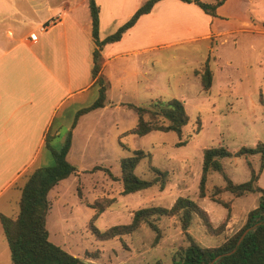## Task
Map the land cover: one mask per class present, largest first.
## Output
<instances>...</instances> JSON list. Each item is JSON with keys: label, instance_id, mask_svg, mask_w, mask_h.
I'll return each mask as SVG.
<instances>
[{"label": "rangeland", "instance_id": "1", "mask_svg": "<svg viewBox=\"0 0 264 264\" xmlns=\"http://www.w3.org/2000/svg\"><path fill=\"white\" fill-rule=\"evenodd\" d=\"M109 1L97 0L102 7L104 37L123 25L130 18L126 14H133L146 0L141 3L119 0L117 7ZM122 2L126 3L124 9ZM134 4L137 8L131 13ZM191 6L193 8L188 9L192 15L188 19L195 26L187 24L172 29L170 25H158L156 36L145 44L141 45L137 39L126 41L123 47L128 44L124 49L127 51L143 48L141 46L156 47L146 53L128 54L106 68L110 76L105 103L108 107L90 113L89 118L82 121L75 137L76 146L68 155V160L79 169L50 192L49 238L85 262L174 264V255L189 244L178 215L154 217L159 233L143 223L132 234L100 239L93 228L105 230L127 224L137 209L170 208L180 196L195 200L217 228L226 219L228 210L214 201L212 194L216 186L225 185V180L222 173L211 172L206 195L200 196L204 150L225 147L235 154L244 146L264 144V0H226L215 15L206 14L194 4ZM207 62L213 78L212 86L206 90L202 73ZM98 87L85 93L74 105L67 106L65 118L70 119L73 111L77 113L78 109L93 104L99 96ZM158 98L183 101L190 121L181 136L159 130L143 136L132 132L138 121L134 106L148 105ZM110 99L113 104L109 103ZM63 119V116L58 117L54 127L64 124ZM60 133V137L49 140L51 147L58 150L67 133L65 125ZM138 149L148 156L139 163L136 174L151 179L157 175L153 167L165 171V189L152 186L123 194L121 161ZM54 162L51 149H44L34 167L52 166ZM262 162L260 154L222 159L224 172L235 183L249 181L254 173L259 177L255 184L264 188ZM259 196V193H248L235 197L223 192L219 198L229 201L232 207L224 229L210 234L201 218L195 215L189 233L203 246L222 244L244 226ZM19 198L20 191L16 187L0 195V216H16ZM101 206L105 210L93 219ZM0 264H12L1 223Z\"/></svg>", "mask_w": 264, "mask_h": 264}, {"label": "crops", "instance_id": "2", "mask_svg": "<svg viewBox=\"0 0 264 264\" xmlns=\"http://www.w3.org/2000/svg\"><path fill=\"white\" fill-rule=\"evenodd\" d=\"M118 2L111 0L110 4L117 7ZM97 4L100 6L99 35L104 39L102 7ZM135 5L131 13L136 10ZM191 5L182 0H161L120 41L106 44L101 74L108 88L110 76L106 68L114 61L156 47L141 46L127 51L124 49L128 44L123 47L126 41L137 39L143 45L156 36L158 25H170L172 29L187 24L195 26L188 19L192 15L188 9L193 8ZM125 7L126 3L122 2L121 8ZM95 47L89 0H0V195L16 187L21 196L25 176L41 167L34 164L44 149L49 150L46 138L60 137L63 125L67 133L62 141L71 132L69 153L73 151L80 124L98 110L81 115L76 123V111L71 113L72 118H65L67 108L98 85L92 75ZM109 103L114 101L110 99ZM60 116L65 123L54 127Z\"/></svg>", "mask_w": 264, "mask_h": 264}, {"label": "trees", "instance_id": "3", "mask_svg": "<svg viewBox=\"0 0 264 264\" xmlns=\"http://www.w3.org/2000/svg\"><path fill=\"white\" fill-rule=\"evenodd\" d=\"M161 0H146L115 32L104 39L100 38V6L96 0H89L90 15L92 19V36L96 45L93 51L92 75L99 86V96L97 100L88 107L78 110L77 119L88 112L103 108L107 100V83L101 74L103 65V48L106 44L120 41L125 33L132 28L139 18L152 11L156 3ZM186 3L197 5L206 14L215 15L219 6L226 0H215L207 2L204 0H182ZM213 74L207 62L202 73V83L204 89L212 86ZM138 121L132 132L143 136L154 130L175 132L179 136L183 133V128L190 121V116L182 100L178 98L153 100L148 105L134 106ZM48 147L52 151L54 164L52 166L38 167L25 176L24 184L21 186V196L19 199V212L16 216H0L11 253L12 264H91L83 261L76 255L69 253L59 245L53 243L49 238L47 228V213L50 211L51 202L49 193L60 181L69 178L77 172V167L68 160V153L72 144V134L68 133L61 148L55 149L49 143L50 138H46ZM260 154L262 157V167H264V144L258 143L254 147H242L234 153L225 147H210L204 150L202 173L199 182V194L206 195V182L211 172L222 173L225 185L216 186L212 199L222 204L227 210L224 222L215 228L205 211L198 203L189 197H178L172 207L150 206L137 209L132 220L127 224H118L105 230L93 228V233L100 239H110L125 234H132L137 231L143 223H148L157 233L160 232L155 224L154 217L178 215L182 222L183 232L189 244L181 248L173 257L174 264H210L216 257L222 255L213 264H264V188L255 184L259 177L252 173V178L243 183H235L225 172L222 159L242 155ZM148 156L143 150H134L132 155L121 161V173L123 181V194L136 193L148 189L152 186H159L165 189L167 173L159 168L152 169L157 173L156 177L145 179L135 172L139 163ZM229 192L235 197H242L248 193H259L257 206L249 211L244 226L228 237L222 244L215 247L201 245L188 229L192 224L195 215L202 220L204 228L210 234L221 232L227 225L231 217V203L223 201L219 195ZM101 206L94 214L96 219L104 211ZM262 222L250 230L239 241L242 233L249 227ZM159 237V235H158ZM234 248L236 250L232 251Z\"/></svg>", "mask_w": 264, "mask_h": 264}, {"label": "water", "instance_id": "4", "mask_svg": "<svg viewBox=\"0 0 264 264\" xmlns=\"http://www.w3.org/2000/svg\"><path fill=\"white\" fill-rule=\"evenodd\" d=\"M261 223H262V222H259V223H257L256 225L247 228V229L242 233V235H241L239 241L237 242V245L240 244V242L242 241V239L245 237V235H246L250 230H252L253 228H255L256 226H258V225L261 224ZM235 250H236V248H234L232 251H230V252L227 253V254H231V253H233ZM221 256H222V255L216 257V258H215L210 264H213V263H214L217 259H219Z\"/></svg>", "mask_w": 264, "mask_h": 264}]
</instances>
